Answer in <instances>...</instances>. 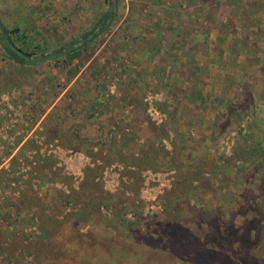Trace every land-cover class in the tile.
Wrapping results in <instances>:
<instances>
[{
  "label": "rangeland",
  "instance_id": "rangeland-1",
  "mask_svg": "<svg viewBox=\"0 0 264 264\" xmlns=\"http://www.w3.org/2000/svg\"><path fill=\"white\" fill-rule=\"evenodd\" d=\"M110 2L0 0V264H264V0Z\"/></svg>",
  "mask_w": 264,
  "mask_h": 264
},
{
  "label": "water",
  "instance_id": "water-1",
  "mask_svg": "<svg viewBox=\"0 0 264 264\" xmlns=\"http://www.w3.org/2000/svg\"><path fill=\"white\" fill-rule=\"evenodd\" d=\"M113 3L114 0H111V2L109 3V9L112 8ZM8 46L21 58V62L23 64H34L37 62L60 57L66 54L72 47V45L70 44H65L61 49H53L47 52H39L35 54H26L11 42H8Z\"/></svg>",
  "mask_w": 264,
  "mask_h": 264
},
{
  "label": "trees",
  "instance_id": "trees-1",
  "mask_svg": "<svg viewBox=\"0 0 264 264\" xmlns=\"http://www.w3.org/2000/svg\"><path fill=\"white\" fill-rule=\"evenodd\" d=\"M101 28H102V26H101ZM101 28H99L98 31L101 30ZM5 40H6L7 44H8V42L13 43L15 46H17L19 49L24 51L26 54H32L33 53V51H31L30 49H26V48L22 47L20 44L16 43L15 40H13L9 34L5 35ZM7 44H6L5 48L8 51V54L13 59H15L16 61L21 62V58Z\"/></svg>",
  "mask_w": 264,
  "mask_h": 264
}]
</instances>
